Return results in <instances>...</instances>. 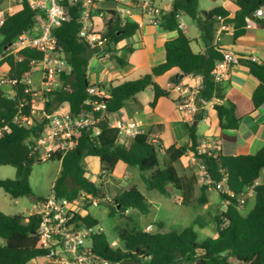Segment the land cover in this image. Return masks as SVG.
Here are the masks:
<instances>
[{
  "label": "trees",
  "instance_id": "obj_1",
  "mask_svg": "<svg viewBox=\"0 0 264 264\" xmlns=\"http://www.w3.org/2000/svg\"><path fill=\"white\" fill-rule=\"evenodd\" d=\"M172 9L163 16L161 26L177 36L164 44L165 61L152 67L149 73L137 79L104 87L107 97L91 95L88 88L92 85L88 77V66L93 56L99 58L110 54L121 66L127 61L116 55L115 46L135 36L139 26L131 20L123 21L116 16L106 23L103 32L104 47L91 45L79 38L81 28L80 4H67L68 18L55 30L57 46L67 60L68 72L62 75V83L49 94L45 110L51 112L67 105L71 114L80 115L91 111V102L104 101L106 112H93L95 123L83 129L75 137V146L65 154L54 153L48 160L60 163V172L52 187V193L58 197L76 201L82 193L103 199V185L92 182L87 176L85 159L89 156L99 158L100 178L112 174L116 165L121 162L139 169L147 190H156L167 195L169 186L181 191L185 199L191 186L179 174L177 163L187 152L193 153L204 167L211 184L201 187L198 202H208L206 191L216 189V184L225 176L233 195L219 193L223 201H228L226 209L213 217L217 236L201 241L193 228L181 231L151 232L137 229L119 231V246H112L106 233L93 236V253L97 256L120 264H231L236 259L238 264H264V184L256 181L264 169V145L254 154L223 155L208 148L198 153L197 117L191 123L184 122L188 131V142L180 146L175 144L167 149L158 146L150 133H139L127 145L119 142L118 129L110 126L109 117L125 108L127 101L146 90H152L153 99L149 103L151 109L156 108L160 98L169 100L167 89L162 87L155 77L175 69L181 75L201 77V93L204 99L213 97L223 101L215 104L221 129H238L241 120L253 114L264 104V63L250 57L238 55L237 64L246 68L249 74L257 79L258 85L251 95V108L241 110L235 103L226 99L222 82H215L211 71L223 60V49L213 44L217 26L231 25L233 38L243 36L249 21L255 20L264 24V18L254 16L257 9L264 6V0H233L237 10L233 16L221 6L210 10H201L199 0H171ZM174 7L177 9L173 13ZM36 14L26 0L21 1L20 8L7 14L0 27V63L7 65V78L11 84L13 96L7 95L0 87V128L8 126L10 131L0 136V166H13L17 170L16 177L0 180V188L12 198H21L32 194L30 187L31 168L42 162L39 152L33 150V139L37 138L45 127L44 119H34L32 98L25 92L27 83L25 75L32 70L31 62L41 60L43 53L24 48L18 52L20 59L7 55L9 46L24 31L29 30ZM181 15H188L200 31V38L205 52H194L192 39L180 26ZM253 17V18H252ZM17 118V119H16ZM23 119H33L32 124H24ZM163 157V159H162ZM147 173V175L145 174ZM253 189L255 204L253 209L243 215L239 209L240 198L249 189ZM187 195V196H186ZM43 198V197H39ZM111 214L125 217L126 211L137 209L141 214H148L152 205L135 187L122 191L109 202ZM40 217L23 214L8 215L0 211V264H31L38 257L45 255L37 235ZM73 222L77 227L98 225L90 213L82 216L75 214ZM163 225L159 223L160 230ZM120 230V229H119ZM51 264V263H45Z\"/></svg>",
  "mask_w": 264,
  "mask_h": 264
},
{
  "label": "built area",
  "instance_id": "obj_2",
  "mask_svg": "<svg viewBox=\"0 0 264 264\" xmlns=\"http://www.w3.org/2000/svg\"><path fill=\"white\" fill-rule=\"evenodd\" d=\"M26 1L30 8L36 12L33 17L34 24L29 30L22 32L10 44L7 55H14L16 59H20L18 52L24 48L43 53L41 60L31 62L32 70L25 75V82L28 84L25 92L30 94L32 98V115L34 116L37 109H39L41 119L45 120L44 130L37 138L33 139L34 144L32 147L34 151L39 152V159L47 161L54 153L61 152L65 154L68 150L73 149L75 137L83 129L95 123L93 112H106L104 101L91 102V111L80 115L71 114L69 109L63 106L51 112L45 110V105L49 101V94L61 85L62 75L69 70L67 60L58 50L57 37L54 33L68 18L69 14L66 3L80 4L81 16L79 21L81 28L78 33L79 38L91 45H98L100 47L105 46L103 42V31L105 29L97 28L95 24L96 19L104 21L105 28L107 21L116 16L120 17L123 21L131 20L136 22L139 27L145 24L157 26L161 25L163 16L172 9V3L170 2L167 6H162L160 0H109L112 4L108 8H102L99 6V2L103 3L108 0ZM15 12L12 8L6 13L0 11V27L4 23L5 16ZM254 16L264 18L262 7L257 9ZM228 28H232V26L224 24L217 26L218 41H220L219 36L222 32ZM222 54L223 60L218 62L211 71L215 82L218 83L222 82L224 72L228 71L239 61L238 56L229 51L223 50ZM33 71L38 72L40 75V84L36 88L31 86L32 84L29 79L26 80V76ZM7 82L10 85L15 83V81L13 82L9 79ZM168 87L171 92L176 94L174 98L175 107L184 122L191 123L195 116L208 105L209 101L215 100L214 97L211 100H207L200 96L201 84L191 85V83H182L176 80L170 82ZM88 92L98 97H107L104 87L92 86L88 88ZM111 116H108L110 126L118 129L119 142L122 144L127 145L133 137L140 132L143 133L142 121L135 119L122 121ZM22 121L26 125L33 123L32 118H22ZM8 131H10L8 126L0 128V136ZM197 150L199 154L205 151L200 146ZM199 162V167L207 179V184H211L204 163ZM215 190L219 193L233 195L228 186L226 176L216 184ZM103 200L106 201L107 198L100 199L86 193H82L76 201H69L67 198L58 197L54 193L37 200L36 204L33 205L32 214L39 216L41 220L40 226L37 229V235L41 247L47 251L41 257L44 260L43 264H120L112 263L110 260L101 258L93 253V236L103 232L102 227L98 225L94 227H77L73 222L75 214L81 211L80 204L98 206ZM239 202L240 204H244L246 202L245 196H242ZM151 228L152 225H149L146 231H149Z\"/></svg>",
  "mask_w": 264,
  "mask_h": 264
},
{
  "label": "rangeland",
  "instance_id": "obj_3",
  "mask_svg": "<svg viewBox=\"0 0 264 264\" xmlns=\"http://www.w3.org/2000/svg\"><path fill=\"white\" fill-rule=\"evenodd\" d=\"M168 1L169 0H160V4L163 6ZM218 2L219 0H199V7L201 10H208ZM111 4V1L108 0L103 2L100 6L108 7ZM20 6L21 0H0V11H4L5 13L8 12L10 8L17 11ZM180 23L187 29L190 37H197V34L200 31L188 15H181ZM131 41L132 39L126 40V42ZM127 46L128 45L124 46V48ZM97 58L99 57L93 56L90 59L88 73L90 83L96 86L99 82L105 79V75L109 76V66L116 63L114 60L98 62ZM1 59L2 56H0V60ZM8 70L9 68L7 65L0 63V87L7 95L13 96L11 85L7 82ZM39 78V73L34 71L26 76V80L29 79L32 84L31 86L35 88L40 84ZM151 91L152 90L149 89L145 92H140L136 95V98H145L147 95L151 94ZM139 107L143 108L141 104H139ZM150 109L149 106L146 107V110ZM130 112L134 113L131 102L127 105L125 115L119 114V118L122 121L131 118L136 120L133 114L127 115ZM34 119H41L39 109H37ZM199 127L200 132L202 133L205 125L200 123ZM143 132L151 134V130L146 126L144 127ZM181 136L182 137L179 138L180 143H184V141L188 140L187 135H182L181 133ZM164 140L168 141L167 139ZM155 144L161 146L159 141H156ZM199 145L205 150L211 147H208L205 143ZM98 159L99 158L97 157L89 156L84 160L88 171L86 176L92 182L101 183L103 185L105 198H107V200L101 201L98 206L80 204L79 207L81 208V211H79V214L84 216L87 213H90V215L99 222L98 226L103 228V232L109 237L112 246L116 247L120 244L118 240L119 231H123L124 229L146 230L149 225H152V228L149 230L151 232L181 231L186 228H193L198 234L197 238L199 241L217 236L213 217L223 212L226 209L227 203L222 200L219 192L213 188H209L206 191L208 199L206 204L198 202V198L201 195V187L202 185L207 184V179L199 167V160L196 159L193 153L187 152L177 163H175L179 174L185 179L186 184L191 186V191L186 199L181 191L176 190L171 186L167 188V195H162L156 190H147L139 169L123 163H120L119 167H115L112 174L100 178V163ZM59 172L60 163L57 160H42V162L35 163L31 168L29 180L32 194L15 199L0 188V211L8 215L17 213L23 214L26 217L32 215L33 205L36 204L39 197H48L52 193V187ZM16 174L17 170L15 167L0 166V180L6 178L13 179L16 177ZM145 174L147 175V173ZM261 178H264V172L262 173ZM132 187L137 188L152 205L150 212L144 215L138 212L137 209H130L126 211L125 217L111 214L110 207L112 206L109 202L112 201L117 194ZM254 204V198H250L247 203L240 204L239 209L243 215H246L253 209ZM160 222L163 225L161 230L159 228ZM43 261L42 258L38 257L33 260L31 264H43ZM230 262L231 264H238L236 259H231Z\"/></svg>",
  "mask_w": 264,
  "mask_h": 264
},
{
  "label": "crops",
  "instance_id": "obj_4",
  "mask_svg": "<svg viewBox=\"0 0 264 264\" xmlns=\"http://www.w3.org/2000/svg\"><path fill=\"white\" fill-rule=\"evenodd\" d=\"M170 2L172 3V1L169 0L163 6H167ZM101 4L102 3L99 2V6ZM218 5L228 10L230 16H233L237 10V6L233 3V0H219L213 7ZM262 9L264 10V6ZM179 19L181 21V16ZM95 24L97 28L102 30L105 29L104 21L96 19ZM180 26L190 37L187 29L184 28L181 23ZM176 36L177 34L175 32L167 31L161 25L149 26L145 24L140 26L135 36L131 38V42H120L114 48V53L120 56L121 59L127 61L125 66H121L115 59H111L110 54H107L103 58H97L98 62H106L107 60H114L116 62L114 65L111 64L109 66V76L105 75V79L99 82L97 86L103 85L106 88L112 84L115 85L119 82L122 83L127 80H134L143 74L149 73L152 67L165 61L166 54L164 44L167 40H172ZM190 38L192 39L191 48L193 51L204 53L205 47L201 41L200 32L197 34V37ZM217 38L218 34L216 32L213 44L221 46L223 50L229 51L237 56L250 57L257 62L264 63V24L251 20L249 24H247L245 34L238 37L236 40L233 38L232 28H228L222 32L219 36L220 41H218ZM126 45L128 46L124 48ZM248 72L246 68L239 64H235L228 71L224 72L222 78V86L226 99L235 103L241 110H249L251 108V95L258 85L257 79L252 77ZM178 73L177 70L173 69L170 72L155 77V80L162 87L167 89L169 93V100H167V98H160L156 108L146 110V107L149 106V103L153 99L152 92L145 98L137 99L135 96V99L129 101L132 104L134 113L130 112L127 115L133 114L136 120L142 121L143 129L145 126L148 127V129L151 130L150 135L153 137V141H159L164 149H167L173 144L178 147L187 143L189 140L188 138L184 143L179 142V138L182 137L181 133L182 135L185 134L188 136V131L184 126V121L180 113L175 107L174 98L176 94L171 92L168 87V84L173 81V77L178 78ZM201 80L200 76L191 75H181L178 79L179 82L191 83V85H199L201 84ZM129 102L127 101L125 108L119 113L113 114V118L120 119L119 114L125 115ZM221 103H223L222 100L215 98V100L209 101L208 105L195 116V118H200V121L198 123L196 122L197 134L199 136L198 143L201 144L205 142L207 146H211L223 155H248L254 154L257 150H260L264 145V106L260 107L253 114L244 117L237 130L221 129L219 127L218 116L214 110V105ZM139 104H141L143 108L139 107ZM63 107L68 109L67 105ZM195 118L193 120H195ZM200 123L205 125L202 133L200 132ZM120 163L121 162H119L116 167H119ZM263 172L264 169L261 171L260 177L256 181L257 185L264 184V178H261ZM252 190V188L249 189L245 194L246 203L250 198H254L255 201Z\"/></svg>",
  "mask_w": 264,
  "mask_h": 264
},
{
  "label": "water",
  "instance_id": "obj_5",
  "mask_svg": "<svg viewBox=\"0 0 264 264\" xmlns=\"http://www.w3.org/2000/svg\"><path fill=\"white\" fill-rule=\"evenodd\" d=\"M177 11V9L174 7V10H173V13H175ZM253 18V17H252ZM195 124H197L196 122H195Z\"/></svg>",
  "mask_w": 264,
  "mask_h": 264
}]
</instances>
